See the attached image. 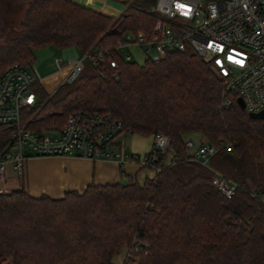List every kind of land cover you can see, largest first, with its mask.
I'll use <instances>...</instances> for the list:
<instances>
[{
  "label": "trees",
  "instance_id": "16d2710c",
  "mask_svg": "<svg viewBox=\"0 0 264 264\" xmlns=\"http://www.w3.org/2000/svg\"><path fill=\"white\" fill-rule=\"evenodd\" d=\"M152 4L133 0L114 18L68 0H30L3 38L0 75L31 67L46 46L83 59L78 76L52 94L34 87L38 101L22 112L29 129L58 131L81 111L109 115L130 135L161 132L170 144L146 155L159 171L143 185L92 184L59 198H33L23 187L0 194V264H114L125 251L123 264H264V121L235 99L221 109L220 79L189 49L141 66L118 55L125 34L153 27ZM192 133L217 148L206 165L188 157ZM10 136L0 126V152ZM214 172L237 184L230 200L212 186Z\"/></svg>",
  "mask_w": 264,
  "mask_h": 264
},
{
  "label": "built area",
  "instance_id": "2783aa9c",
  "mask_svg": "<svg viewBox=\"0 0 264 264\" xmlns=\"http://www.w3.org/2000/svg\"><path fill=\"white\" fill-rule=\"evenodd\" d=\"M151 11L155 24L146 34L132 35L131 42L152 54L146 61L158 63L170 53L189 49L209 64L220 79L221 109L229 108L235 99L242 100L248 113L264 111V0H153ZM125 45L122 41L117 49ZM121 58L131 61L129 55ZM82 61L54 60L59 71L67 70L64 83L78 76ZM106 64L116 68L110 58ZM38 84L41 85L40 76L32 67L12 65L0 75V126L11 129L9 142L0 152V194L12 191L8 173L16 177L17 189L21 188L31 158L67 156L131 161L132 155L123 154V140L130 132L123 131L109 115L77 111L58 131L36 133L29 129L22 121V112L36 105L34 87ZM169 144V138L157 132L152 135L148 154L168 152ZM186 147L189 159L203 165L217 152L216 147L204 143L195 147L194 142L188 141ZM220 147L230 150L222 143ZM146 155L132 157L156 174L159 169ZM167 161H173L171 153ZM211 184L226 200L238 189L234 181L219 172H214Z\"/></svg>",
  "mask_w": 264,
  "mask_h": 264
},
{
  "label": "crops",
  "instance_id": "0c3cea01",
  "mask_svg": "<svg viewBox=\"0 0 264 264\" xmlns=\"http://www.w3.org/2000/svg\"><path fill=\"white\" fill-rule=\"evenodd\" d=\"M82 7L91 9L106 16H111L104 8L96 7L95 0H68ZM112 17V16H111ZM75 49L63 50V60H74ZM35 69V68H34ZM51 79V78H50ZM64 79L47 80L45 87L48 94H52L64 83ZM124 155L145 156L151 151L152 135L141 137L130 135L124 140ZM185 141L197 144L203 143L199 133L185 136ZM155 173L143 168L135 161L119 159L97 158L94 160L79 157H36L27 162L25 192L33 198L46 195L50 198H59L65 192L76 191L83 193L90 185H116L137 182L143 185L145 180L154 178ZM264 203V198H263Z\"/></svg>",
  "mask_w": 264,
  "mask_h": 264
},
{
  "label": "rangeland",
  "instance_id": "374dc122",
  "mask_svg": "<svg viewBox=\"0 0 264 264\" xmlns=\"http://www.w3.org/2000/svg\"><path fill=\"white\" fill-rule=\"evenodd\" d=\"M29 1L30 0H0V46L4 45L2 44L3 38L6 37V35L12 33V30L16 29V23L18 22V20H20L21 17H23L22 14ZM95 3L96 7L104 8L108 13L111 14L112 17L118 18L122 13H124L125 7L128 8V6L133 3V0H95ZM123 41L126 42V45L124 47H119L117 49V53L120 57L129 55L131 60L130 63H135L141 66L144 64L147 58L152 56V54L146 53L145 50L141 49L140 47L132 45V35L125 34ZM72 53L74 54L75 59H80V56L76 50H74ZM33 54L35 60L32 63L31 67L37 70L41 79V86L48 94V90L44 86V81L46 82L47 80L49 81L55 78L56 80H65L68 75L67 70L59 71L54 63L55 59L64 58L63 50H59L54 46H46L34 50ZM197 145L198 144L195 143V147ZM258 156L259 161H264V151L259 153ZM7 176L11 185L10 189H17L16 177H14L11 173H8ZM23 185L21 184V187H23ZM126 254L127 251L122 254H118V256L114 259V264H123Z\"/></svg>",
  "mask_w": 264,
  "mask_h": 264
},
{
  "label": "water",
  "instance_id": "95a60500",
  "mask_svg": "<svg viewBox=\"0 0 264 264\" xmlns=\"http://www.w3.org/2000/svg\"><path fill=\"white\" fill-rule=\"evenodd\" d=\"M237 103H238L239 107L242 110H244L245 107H244L242 100H238ZM248 117L252 120H263L264 121V111L259 112V113H248Z\"/></svg>",
  "mask_w": 264,
  "mask_h": 264
}]
</instances>
